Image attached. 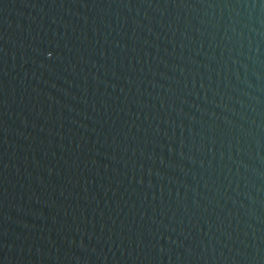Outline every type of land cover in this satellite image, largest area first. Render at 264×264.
<instances>
[{"label": "water", "instance_id": "95a60500", "mask_svg": "<svg viewBox=\"0 0 264 264\" xmlns=\"http://www.w3.org/2000/svg\"><path fill=\"white\" fill-rule=\"evenodd\" d=\"M0 264H264V0H0Z\"/></svg>", "mask_w": 264, "mask_h": 264}]
</instances>
